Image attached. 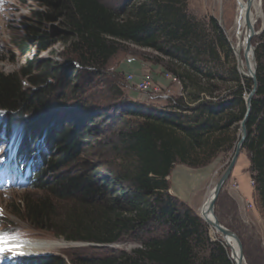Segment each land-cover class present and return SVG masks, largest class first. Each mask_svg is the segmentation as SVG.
Segmentation results:
<instances>
[{"label":"rangeland","instance_id":"rangeland-1","mask_svg":"<svg viewBox=\"0 0 264 264\" xmlns=\"http://www.w3.org/2000/svg\"><path fill=\"white\" fill-rule=\"evenodd\" d=\"M100 1L122 17L127 16L129 9L143 3V0ZM179 2V12L186 16V22L191 26L192 32L188 36L173 41L161 35L157 43L164 49L163 52L151 47L121 44L118 53L105 66L85 70V79L74 91L64 93V98L60 97L63 96L60 92L52 97L56 99L59 118L67 122L71 121L65 118L67 111L71 112L68 115L70 118L79 117L90 110H97L104 115L92 120L89 128L92 135L86 137L80 157L68 168L76 173L90 172L102 187L105 184L116 186L114 191L120 189L116 183H120L124 190L130 184L126 169H130L134 163L131 164L132 160L128 157L122 158L123 152L120 154L117 149L121 147L120 138L144 122L138 114L133 115L134 109H140L143 113L150 109L176 113L187 126H195L206 119L202 113L196 112L201 101L210 100L225 105L224 113L215 118L220 130L208 135L207 144L195 150L189 162L178 160L167 178L168 195L176 212L183 218L190 216L197 219L200 224L199 236H193L192 239V264H211L210 261L218 256V244L224 248L228 257L229 250L224 246L222 236L201 218L200 209L228 168L240 141L242 121L230 119L239 116L243 109V105L234 102V91L238 80L245 85V78H242L238 70V60L227 34L222 6L212 9L202 0ZM146 4L147 7L158 8V2L147 0ZM262 4L264 13V0ZM56 13L36 0H0V74L21 76L26 61H30V73L28 77L22 78L27 89L31 88V77L39 72L46 61L58 64L60 68H78L70 54L72 50L67 49L72 38L65 28L58 25L59 18L48 22L40 20L41 14L54 17ZM23 25H31L40 30L51 42L33 53L27 46L20 50L14 44V38L21 33ZM61 30L63 36H66L64 42L54 40L59 38ZM252 46L257 71L259 67L264 69V19L257 27V36L252 40ZM175 47L182 51L188 50L190 56L186 59L184 55H177ZM65 68V72L56 73L62 80L65 79L64 82L69 79ZM127 69L142 73V76L148 75L154 89L140 91L135 84L131 85L127 76L132 73L127 74ZM141 77L138 75L136 80ZM78 81L72 76L71 86ZM251 84L253 86L252 81ZM248 95L244 94L245 100ZM47 126L41 137L46 134L49 138L50 132L57 129L59 123L57 120H49ZM23 134V123L14 122L13 142L18 143ZM48 138L47 147L50 146ZM256 175L251 154L242 148L232 176L224 185L214 210L220 224L238 236L248 264H264V203ZM114 191L105 192L108 202L117 197ZM26 195L38 196L39 193L32 189L12 191L8 198L1 195L0 203L4 206L5 223L7 221L10 230L19 239L44 244V249L39 253L27 252L26 255L33 254L29 256L31 258L59 256L71 260L68 264L114 259L121 264L126 262L127 257L137 259L135 251L141 249L145 242L165 237L169 232L167 225L155 221L142 227L133 223L134 229L112 244L67 241L63 236L56 237L51 233L33 230L26 222L23 210L11 207L12 203H20ZM120 203L121 209L125 211L124 216L131 217L125 209L130 207L127 202L120 200ZM67 207H59L57 212L61 213Z\"/></svg>","mask_w":264,"mask_h":264},{"label":"trees","instance_id":"trees-1","mask_svg":"<svg viewBox=\"0 0 264 264\" xmlns=\"http://www.w3.org/2000/svg\"><path fill=\"white\" fill-rule=\"evenodd\" d=\"M39 4L57 11L54 17L40 16L42 22L58 19V25L65 28L72 38L67 49L77 62V69L59 67L46 61L39 72L31 77L30 87L25 88L23 77H28L30 61L21 76L0 74V110L3 111V123L10 127L14 122H22L25 139L23 149L30 154L32 143H38L49 120L59 123L57 129L46 136L50 143L49 157L45 155V166L35 179L32 187L38 196L26 195L24 207L14 205L16 210H23L30 225L67 241H82L100 245L117 242L123 235L151 222L167 225L169 232L165 237L153 238L144 243L135 254L137 259L126 258L121 264H192L193 236H199L200 224L197 219L181 217L169 198L170 176L174 164L179 160L187 163L191 154L207 144L208 135L220 130L215 118L222 115L225 105L213 101H201L196 112L202 113L203 119L195 126H187L176 115L150 109L148 112L134 109L133 115L141 116L144 122L120 138L121 147L117 151L132 160V167L126 169L129 188L116 190V186L100 185L90 172H73L68 168L75 163L82 153L85 139L92 135L89 131L92 120L104 116L97 110H90L70 118L68 122L59 118L56 111V99L53 95L60 92L74 91L85 79V70L105 66L118 53L121 44H134L151 47L158 51L164 49L157 43L162 35L178 40L188 36L191 26L186 16L179 12V0H152L158 2V8L147 7L146 1L129 9L126 17L107 8L100 0H36ZM21 33L14 38V44L20 48L27 46L31 53L51 42L48 37L31 25H23ZM61 30L58 40L64 42ZM74 41V42H73ZM73 42V43H72ZM176 48V47H175ZM177 55L190 56L188 50L175 49ZM178 57V56H177ZM66 82L56 73L65 72ZM72 70V71H70ZM75 76L79 81L71 86L70 79ZM258 90L251 103V113L247 121L248 138L243 145L251 154L253 169L257 173L260 193L264 203V69L257 71ZM58 82V83H57ZM81 82V83H80ZM245 85L238 80L235 89V101L243 105L239 116L230 120L242 121L246 113L244 94L252 90L251 81L245 79ZM76 87V88H75ZM212 95V93H211ZM72 111V110H71ZM125 112V111H124ZM129 114V113H126ZM131 114V113H130ZM27 115V118H24ZM49 119V120H48ZM254 134V135H253ZM256 134V135H255ZM35 140V141H33ZM209 142V139H208ZM119 145V146H120ZM46 157L47 161H46ZM119 181V180H118ZM123 186V185H122ZM108 189V190H106ZM115 192L117 197L107 201L105 192ZM105 193V194H104ZM120 200L130 206L125 208L131 217H125ZM61 213L57 212L58 208ZM133 216V217H132ZM225 246V245H224ZM218 256L211 264H232L230 255L218 244ZM229 254V253H228ZM59 256H44L26 260V264H68ZM83 264H118L114 259Z\"/></svg>","mask_w":264,"mask_h":264},{"label":"bare ground","instance_id":"bare-ground-1","mask_svg":"<svg viewBox=\"0 0 264 264\" xmlns=\"http://www.w3.org/2000/svg\"><path fill=\"white\" fill-rule=\"evenodd\" d=\"M203 3L212 8L216 9L219 5L222 6L223 12L225 13V27L229 40L232 44V47L235 51V55L238 60V70L242 78H247L249 74H253L257 70V63L254 48L247 51L249 33L247 32V23L246 17L248 8L250 6L251 12V22L255 31V35L252 37V40L257 36V27L264 19L263 13V0H202ZM251 40V41H252ZM214 188L210 191L206 202L213 196ZM205 202V203H206ZM204 206V205H203ZM207 205L200 209L201 218L209 225L206 216L204 215V210H206ZM214 229V228H213ZM215 230V229H214ZM220 234V233H219ZM221 235V234H220ZM222 236V235H221ZM223 238V237H222ZM224 245L226 249L229 250V255L232 264H237L241 260L240 250L235 240L231 238L224 239ZM22 242V240H18ZM25 244L23 252H32L39 253L44 249V244L37 241H25L22 242ZM61 245L62 243H56ZM242 264H248V260L244 255V260Z\"/></svg>","mask_w":264,"mask_h":264},{"label":"water","instance_id":"water-1","mask_svg":"<svg viewBox=\"0 0 264 264\" xmlns=\"http://www.w3.org/2000/svg\"><path fill=\"white\" fill-rule=\"evenodd\" d=\"M246 23H247V32L249 33L247 51H250V49L252 48V41L251 40H252V37L255 35V31H254V28H253V25L251 22L250 6H249L248 12H247ZM247 79L252 81L253 86H252L251 92L249 93L248 97L245 100L246 113H245V116L241 122L240 141L237 144L235 154H234L228 168L226 169V171L224 172V174L222 175V177L220 178V180L218 181V183L214 187L212 198L209 200L208 203L206 202L203 206V207H205L207 205L206 210H204V215L206 216V219L208 220L209 225L212 228H214L218 233H220L224 239L231 238V239L236 241L238 248L240 250V256H241V260L237 264H242V262L244 260V250H243L242 243L235 233H233L231 230L227 229L226 227H224L223 225L220 224L219 220L217 219V217L214 213V210H215V205L217 203V200L219 198V195H220L224 185L229 181V179L232 176V173L234 171V168H235L236 163L238 161V158L240 156L243 145H244V143L248 137L247 121H248L250 113H251V102H252V99L254 98V96L256 95L257 90H258L257 70L253 74H249L247 76Z\"/></svg>","mask_w":264,"mask_h":264},{"label":"clouds","instance_id":"clouds-1","mask_svg":"<svg viewBox=\"0 0 264 264\" xmlns=\"http://www.w3.org/2000/svg\"><path fill=\"white\" fill-rule=\"evenodd\" d=\"M0 112H3L0 110ZM4 113V112H3ZM10 128V127H9ZM24 137H25V133H24ZM25 139V138H24ZM46 139L47 137L46 136H43V137H40L37 141H38V144L37 146L35 147V150L33 151H36L37 154H35V156L38 158V162H37V165L36 167L34 166V170L33 172H35V177L32 179V183L29 185V186H24V187H20V188H16V189H12V190H9V191H6V192H3V193H0V197L1 195L5 196V198H8L10 193L12 191H21V190H28V189H32L33 190V186H34V183H35V179L37 177V175L40 173V171L44 168L45 166V155L48 156L49 155V151H51L49 148L50 147H47V143H46ZM35 141V140H33ZM36 144V143H35ZM34 143H32V148H34ZM31 148V149H32ZM32 151V150H31ZM49 157V156H48ZM46 157V161H47V158ZM25 198V197H24ZM24 200V199H23ZM21 201L20 203H12L11 207H14V205H17V204H20L22 206V208L24 207V201ZM15 209V208H14ZM4 206L2 204V202L0 203V233H6L8 234L9 236H14V237H17L14 232H12L10 230V227H9V224L5 223V220L6 219H3L4 218ZM26 220V219H25ZM26 222L30 225V223L26 220ZM30 227L33 229V230H36L34 229L31 225ZM18 238V237H17ZM18 240H22V239H17L16 241H14V243H20V244H23L22 242H25V241H29V240H22V242H18ZM24 247H25V244H23V247L22 248H19V249H13V250H5V251H0V264H26V260H30V259H37V258H40V257H44V256H39V257H34V258H31L29 256L33 255H26V253L23 252L24 250ZM35 254V253H34ZM42 255V254H41ZM46 256H49V255H46Z\"/></svg>","mask_w":264,"mask_h":264},{"label":"built area","instance_id":"built-area-1","mask_svg":"<svg viewBox=\"0 0 264 264\" xmlns=\"http://www.w3.org/2000/svg\"><path fill=\"white\" fill-rule=\"evenodd\" d=\"M127 81L131 83V85L135 84L137 89H139L140 91H149L152 88L154 89L153 83L148 75H144L141 77V79L136 80V76L133 74H130L127 76Z\"/></svg>","mask_w":264,"mask_h":264},{"label":"snow or ice","instance_id":"snow-or-ice-1","mask_svg":"<svg viewBox=\"0 0 264 264\" xmlns=\"http://www.w3.org/2000/svg\"><path fill=\"white\" fill-rule=\"evenodd\" d=\"M17 239V237L9 236L6 233H0V251L22 248L23 244L14 243Z\"/></svg>","mask_w":264,"mask_h":264},{"label":"crops","instance_id":"crops-1","mask_svg":"<svg viewBox=\"0 0 264 264\" xmlns=\"http://www.w3.org/2000/svg\"><path fill=\"white\" fill-rule=\"evenodd\" d=\"M133 70V69H132ZM131 69H127V74L132 73L133 75H135L136 77H138V75H140V77L142 76V73L139 72H134V70L132 71Z\"/></svg>","mask_w":264,"mask_h":264}]
</instances>
